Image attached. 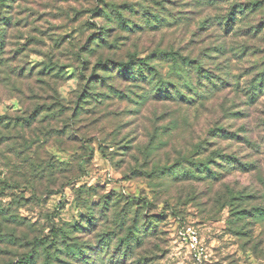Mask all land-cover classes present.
I'll list each match as a JSON object with an SVG mask.
<instances>
[{"label": "rangeland", "instance_id": "rangeland-1", "mask_svg": "<svg viewBox=\"0 0 264 264\" xmlns=\"http://www.w3.org/2000/svg\"><path fill=\"white\" fill-rule=\"evenodd\" d=\"M2 2L0 12L12 19L0 51V264L35 250L34 238L59 231L84 242L89 260L99 261L96 236L120 233V218L127 226L135 214L156 224L153 233L134 255L113 262L110 247L99 264H190L185 226L204 244L205 264H264V218L236 215L245 205L264 206V89L251 98L249 88L264 77V0ZM234 2L249 8L231 31L220 17ZM115 6L136 24L132 29L91 12L98 7L113 18ZM131 6L162 20L148 27ZM170 49L222 77L203 107L159 99L153 83L127 79L113 82L114 93L96 90L102 97L80 102L93 73L109 74L94 71L101 58H148L163 80L178 79L165 54ZM55 100L70 112L82 105L72 132L50 111L36 115ZM31 114V122L21 121ZM200 142L204 148L193 152ZM193 160L210 164L211 176L189 175ZM237 192L241 199L233 200ZM90 207V228L73 232L87 227L82 219ZM42 261L39 254L35 264Z\"/></svg>", "mask_w": 264, "mask_h": 264}, {"label": "trees", "instance_id": "trees-1", "mask_svg": "<svg viewBox=\"0 0 264 264\" xmlns=\"http://www.w3.org/2000/svg\"><path fill=\"white\" fill-rule=\"evenodd\" d=\"M210 1L211 3H213V0ZM216 1L219 2L221 0ZM226 1L229 2L230 0ZM3 5L5 4L2 2V0H0V10ZM230 5V11L228 9L226 14L220 17V23L225 26L226 30L231 29V31H234L236 22L238 21V18L236 16H239V18H243V16L246 15L249 7L248 4H235V2ZM128 10H130V13L136 14L139 18V21H142V23H144L148 27H154L156 23H160V21L162 20V17H160V15L151 13L143 7H140V9L137 10V8L131 6L128 8ZM114 11L115 17L112 18V16L109 14V11L102 10L101 8L99 9L98 7H95L93 10L91 9V12L93 14L96 13L102 18L109 19V21L115 27L119 26L121 27V29L124 28L130 30L133 28V26L136 25L133 24L132 20L126 18L122 10H118V7L115 6ZM0 13L1 51L6 40L5 25L7 23H10L12 18L10 16H6L5 14H3V12ZM167 21L168 23H170V18ZM129 22L131 25L129 24ZM99 29L100 30L95 37L101 39L100 35L105 34H102V32H105L106 27H100ZM162 53L164 54V52ZM165 54L170 59L171 67L173 68V71L175 72V75L178 77V79L174 77L170 80H163L162 73H159L158 71H156V69L154 70L153 67L149 66V64L147 63L148 58L140 59L135 57L132 58L133 60L131 59L129 62L113 61L109 60L108 58L98 59L95 64L96 69L94 71H97L99 69L108 71L109 74L93 73V75H91V77L89 78V84L85 85L84 87L80 102H82L83 104V102H88L90 99H95L93 97L94 95L101 96L102 90L110 89V91L114 93L116 89L113 82L117 79H127L134 82L146 81L150 84L153 83L152 87L155 93L158 94L159 99L173 101L177 105L181 106L187 105L197 108L203 107L210 99V97L215 94V90L221 87L223 81L221 79L222 77L217 74L216 70H214L212 67L207 68L203 61H194V59H192V57L189 55H184L176 50L171 49L169 51H166ZM206 55H210L209 57H211V54L207 53ZM59 67L63 68L64 66L60 65ZM45 69H49V67L45 66ZM81 76L84 78L85 74L82 73ZM95 83L99 84L97 85ZM249 88L251 90V98L256 97L264 89V77L262 76L257 79V81L250 83ZM96 90L101 91L96 92ZM80 102L77 104L75 112L81 109L82 105L80 104ZM44 111H50L53 117H62V128H68L72 132L71 128L73 122L76 119L77 113H75L74 111L70 112V109L66 108V105L62 101L55 100V104H53L52 107L48 105L46 106V108H41L40 112L36 115H39ZM36 115L31 114L30 116H24L21 118V121L31 122V120L35 119ZM29 118H31V120ZM40 119L41 118H38V120ZM220 129L221 128H219V130ZM219 135L220 134L218 132H214L210 136L217 137ZM203 148L204 147L200 142L195 143V145L192 147V150L193 152H197L199 151V149ZM217 157H221V155H217ZM186 159H189L188 156H186ZM220 159L223 158L221 157ZM231 159L235 163L239 162L236 157H231ZM190 162L194 163V167L193 169L189 170V175H191L192 177H197L196 175L202 174L211 176L213 170L210 164H208L207 162L201 163L198 160H193ZM234 162H231L230 164L235 165ZM244 165L246 166V164ZM181 175H184V173H182ZM248 196L250 195L247 194L246 197ZM232 199H241V195L237 192L232 196ZM103 203L105 204L108 202H105L104 200ZM104 204L100 207L101 212H103L102 214H105V211L108 209ZM103 207L106 209H101ZM240 209L241 212L236 211V215L239 213V215L241 214V216L253 215L261 216L262 218H264V206L255 205L248 208V206L245 205ZM94 214L95 210L93 209V207H90L88 209V213L82 219V221L84 219L88 221L87 227L79 224V227L75 228L73 232H80L82 229H89L90 224L93 223ZM236 215L234 214V216ZM139 216L140 215L135 214L132 218V223L127 226L124 223V218H120V221L118 223V229L120 230V233L116 234V232L111 231V235L109 233H105L96 236L97 246H93V249L95 255L98 253L101 254V259H99V261H96L94 259L89 260L87 254L88 252L85 248L86 244L84 242H80L77 237L72 238L67 233L63 234L59 231V233L56 232L52 234V238H34L32 241V245H34V247L36 248L35 250L22 256L17 261H9L4 264H35L39 254L43 256V261L40 264H57V261L64 264H73L71 261H77L79 264H99L103 261V255H107V252L109 253L110 247H113L111 253L113 254L115 252L116 254L115 256H113L116 258L113 260V262L120 260L119 257L126 259L130 255L135 254V249H137V247L140 246L146 236L153 233L154 229L156 228V224L147 219L145 216L141 218ZM141 220H143V222L140 225L138 223ZM113 235L117 236L116 242ZM37 248H40L41 251H38ZM88 248L90 249L91 246L89 245ZM109 256L110 258H112V255Z\"/></svg>", "mask_w": 264, "mask_h": 264}, {"label": "built area", "instance_id": "built-area-1", "mask_svg": "<svg viewBox=\"0 0 264 264\" xmlns=\"http://www.w3.org/2000/svg\"><path fill=\"white\" fill-rule=\"evenodd\" d=\"M181 235L186 240L190 264H205L206 249L192 226H185Z\"/></svg>", "mask_w": 264, "mask_h": 264}]
</instances>
